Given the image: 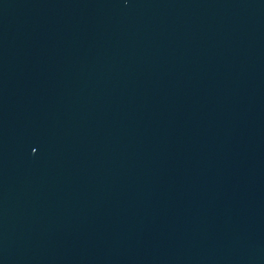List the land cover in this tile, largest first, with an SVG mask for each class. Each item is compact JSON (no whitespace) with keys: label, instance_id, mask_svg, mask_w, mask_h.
Segmentation results:
<instances>
[{"label":"water","instance_id":"1","mask_svg":"<svg viewBox=\"0 0 264 264\" xmlns=\"http://www.w3.org/2000/svg\"><path fill=\"white\" fill-rule=\"evenodd\" d=\"M0 264H264V0H0Z\"/></svg>","mask_w":264,"mask_h":264}]
</instances>
